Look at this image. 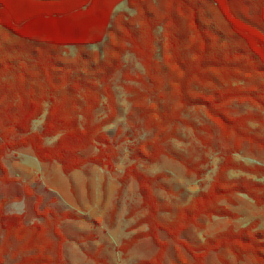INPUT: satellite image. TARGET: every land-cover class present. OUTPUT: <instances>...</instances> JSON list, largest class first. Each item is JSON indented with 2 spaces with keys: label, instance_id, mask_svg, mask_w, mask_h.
Returning <instances> with one entry per match:
<instances>
[{
  "label": "trees",
  "instance_id": "16d2710c",
  "mask_svg": "<svg viewBox=\"0 0 264 264\" xmlns=\"http://www.w3.org/2000/svg\"><path fill=\"white\" fill-rule=\"evenodd\" d=\"M124 3L134 17L116 13ZM0 26L10 37L0 36V172L5 184L17 182L4 164L9 153L30 149L39 162L57 163L70 175L88 165L114 170L127 142L133 163L120 182L137 183L146 210L139 226L148 231L128 240L123 250L150 238L158 252L140 264H168V244L159 236L163 231L185 253L174 264H209L213 254L220 264H232L231 258L264 264V228L258 219L240 228L231 225L200 243L181 238L191 227L204 231L206 221L241 219L231 208L238 206V196L264 207V163L237 158L246 149L264 155V0H0ZM110 34L106 56L84 51ZM69 47L80 50L70 61L60 53ZM128 55L144 69L135 79L143 89H128L151 138H141V130L132 128L129 138L117 140L107 130L118 118L113 82L125 71ZM192 110L203 112L209 124L198 128L187 119ZM43 117L41 129L34 131ZM181 125L205 131L206 137L199 138L218 152L220 162L208 189L165 223L155 193L168 190L160 183L163 176H151L139 165L173 158L167 146L179 139ZM177 160L198 180L210 161L206 156ZM6 204L0 201L3 254L17 242L22 254L17 264H68L61 224L79 220L78 215L46 207L40 216L47 225H26L24 214L6 213Z\"/></svg>",
  "mask_w": 264,
  "mask_h": 264
},
{
  "label": "rangeland",
  "instance_id": "374dc122",
  "mask_svg": "<svg viewBox=\"0 0 264 264\" xmlns=\"http://www.w3.org/2000/svg\"><path fill=\"white\" fill-rule=\"evenodd\" d=\"M126 12L130 17L136 15L135 11L128 9L124 3L119 6L116 13ZM114 23L113 29L118 30ZM0 36L3 40L10 39L8 32L0 26ZM113 35H108L100 45L84 48L86 53L94 56L107 55ZM76 47L60 50L66 60L74 59L79 53ZM125 71L120 72L114 79L113 86L118 102V118L114 125L108 127L110 135L117 140H124L131 134L132 128H139L140 137H150L151 132L143 124V118L133 107L129 87L143 89V85L136 81L144 69L139 61L132 55L124 59ZM241 112L249 108L237 106ZM99 114H106L100 110ZM194 122L197 127H205L209 121L203 112L191 111L185 116ZM43 117L35 121L33 130L39 131L42 127ZM122 129L121 134L118 131ZM206 137V132L194 131L184 125L179 129V139L174 140L167 146V151L172 155L163 156L156 164L146 162L140 163L139 167L151 176L162 175L160 183L165 184L168 190L155 189V193L161 203V220L168 222L174 218L179 207L187 206L192 199L202 190H207L219 165L218 152L209 148L199 138ZM55 140H48L52 144ZM121 158L114 170L110 168H99L88 165L81 170H76L66 175L57 163H41L30 149L9 153L4 164L9 170V175L17 182L5 184L1 180L0 172V201L6 200V213L25 215V224H46V218L40 216L46 207L56 208L59 212H71L79 216V220H67L61 224L66 236L64 245V257L68 264H98L94 257L103 260L100 264H140L142 261L151 260L158 252V247L150 238L140 240L131 250H123L128 240L136 235L148 231L145 225L139 226V222L146 216V210L142 208V199L139 194L138 185L131 180L122 185L120 178L126 168L133 163L128 151V144L124 142L121 146ZM206 156L210 161L204 168L207 170L203 179L198 180L196 176H188L184 166L179 160L193 157L196 161ZM239 160L250 164L264 163V155H252L247 149ZM41 197V201H39ZM238 206L231 207L239 213V220L215 219L206 221V229L191 227L184 232L182 239L192 243H200L206 237H211L218 232L226 230L234 225L237 228L244 227L250 222L258 219L264 228V207H256L247 197L238 196ZM160 239L168 244L166 261L174 264L178 256L184 255L183 250L178 247L167 235L161 231ZM51 240H56L53 233H49ZM5 233L0 230V264H17L22 254L18 253L19 244L14 242L7 245L9 250L3 254L5 246ZM186 256V255H185ZM188 256H186L187 258ZM209 264H220L216 254L209 258ZM232 264H253L250 259L238 263L231 258Z\"/></svg>",
  "mask_w": 264,
  "mask_h": 264
}]
</instances>
